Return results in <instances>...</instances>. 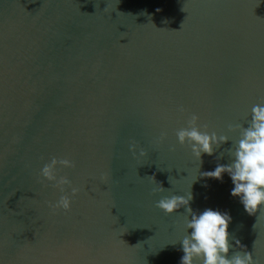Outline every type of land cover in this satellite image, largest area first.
<instances>
[{"label":"water","instance_id":"water-1","mask_svg":"<svg viewBox=\"0 0 264 264\" xmlns=\"http://www.w3.org/2000/svg\"><path fill=\"white\" fill-rule=\"evenodd\" d=\"M262 100L264 0H0V264H179L184 209L155 201L190 188L264 264V209L200 176ZM193 113L230 137L200 168L175 135ZM53 156L76 165L57 173L80 188L68 212L39 175Z\"/></svg>","mask_w":264,"mask_h":264},{"label":"clouds","instance_id":"clouds-1","mask_svg":"<svg viewBox=\"0 0 264 264\" xmlns=\"http://www.w3.org/2000/svg\"><path fill=\"white\" fill-rule=\"evenodd\" d=\"M156 11L161 9L157 8ZM178 111L183 113L185 109L180 106ZM199 119L197 114H191L187 119V126L178 128L175 135L180 145L187 144L190 147L193 156L199 161L200 168L203 163L202 156L213 155L217 148L230 141V137L216 131L209 132L207 124H198ZM246 124L247 126L228 125L229 132L239 130V139L227 149L230 162L217 163L214 169L200 172V176L222 182L226 173L233 185L230 195L238 198L244 211L251 216L264 209V100L252 106L250 119ZM166 136L167 132L162 131L158 140L162 142ZM128 148L134 159L147 155L146 150L134 142L129 143ZM170 150L175 149L173 147ZM223 155L224 153H221L217 160ZM75 166V162L70 158L53 156L40 169L42 180L52 182L53 187L59 189L58 199L49 204L54 211H70L73 198L80 192V188L75 186L68 176L57 175L59 169ZM149 178L157 185L152 189L154 194L166 191L163 185L155 180V175ZM101 179L106 181L107 177L102 176ZM190 189L183 195L173 193L161 196L155 201V206L168 215L184 209V235L179 240V251H182L183 255L179 264H259L253 251H249L246 245L241 244L240 240L229 232L233 219L230 212L211 207L202 211L193 210V193ZM172 244L175 245L176 242ZM234 247H238L240 251L229 255L230 249Z\"/></svg>","mask_w":264,"mask_h":264}]
</instances>
